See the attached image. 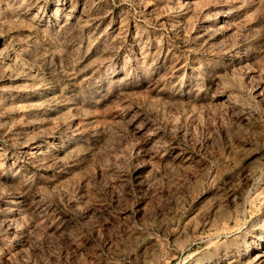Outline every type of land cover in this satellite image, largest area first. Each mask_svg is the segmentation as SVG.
<instances>
[{
    "label": "rangeland",
    "instance_id": "374dc122",
    "mask_svg": "<svg viewBox=\"0 0 264 264\" xmlns=\"http://www.w3.org/2000/svg\"><path fill=\"white\" fill-rule=\"evenodd\" d=\"M0 264H264V0H0Z\"/></svg>",
    "mask_w": 264,
    "mask_h": 264
}]
</instances>
